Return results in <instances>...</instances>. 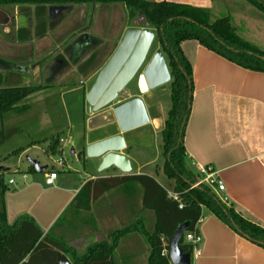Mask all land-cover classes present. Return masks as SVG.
<instances>
[{"label": "crops", "instance_id": "obj_1", "mask_svg": "<svg viewBox=\"0 0 264 264\" xmlns=\"http://www.w3.org/2000/svg\"><path fill=\"white\" fill-rule=\"evenodd\" d=\"M147 1L205 10L211 20L228 18L240 39L264 52V13L244 0ZM84 6L70 9L72 17L66 23L77 25L85 13ZM50 8L43 21L45 33L38 36L33 7H0L4 34L0 37V58L15 65L11 72L0 70V84L11 87L50 84L33 95L43 100L56 96L59 100L56 109L44 101L42 107L33 108L24 103L31 95L17 110L0 117V175L3 179L10 176L0 189V211L4 210L8 224L23 215L31 217L44 235L70 247L77 256L84 255L97 243L110 244L111 233L131 227L133 230L117 241L112 264H148L150 248L139 231L152 233L155 215L143 208L141 187L131 184L112 189L96 199L92 191L89 197L81 191L87 183L99 179L145 175L166 192H173L174 181L168 180L162 171L163 151H159L157 159L145 163L134 151L145 148L152 137H160L162 148L161 132L170 107L171 78L143 95L139 94L134 79L113 104L139 98L148 122L123 134L122 153L129 159L130 172L123 174L115 169L98 172L97 163L79 154L87 145L120 134L110 107L98 113L88 111L87 115L81 113V108L76 111L69 107L74 102L84 106L85 95L125 30L143 27L144 21L139 17L128 20L127 11L120 4L95 5V27L87 35L100 41L98 47L84 55V45H80L81 52L74 57L63 54L65 50L60 48L52 57L55 69L49 74L50 64H42V59L49 55L50 37L61 36L65 28L50 30L48 20L59 13L49 14ZM104 23L112 34L108 40L102 38ZM21 29L27 32L19 36L17 32ZM82 43L88 45L90 40ZM157 50L160 47L156 36L150 56ZM181 50L192 71L191 102L183 137L186 167L196 174L198 166L211 168L224 187L222 192L211 189L218 198L247 221L264 228V73L241 68L194 40L183 42ZM92 53L96 54L95 59L79 70ZM162 55L167 65V58ZM74 59L79 63L75 64ZM71 116H75L74 120ZM83 122L84 129L78 130ZM65 131L63 139L60 134ZM54 139L58 152L52 155L49 149ZM66 149L69 161L64 158ZM18 150V154L12 155ZM29 161L37 162L45 171L37 173ZM49 173H56L52 185L45 184ZM161 175L171 182L169 188L163 185ZM196 230L202 238L201 255L192 259L191 264H264V249L235 233L208 211H202ZM67 259L71 262L69 256Z\"/></svg>", "mask_w": 264, "mask_h": 264}, {"label": "trees", "instance_id": "obj_2", "mask_svg": "<svg viewBox=\"0 0 264 264\" xmlns=\"http://www.w3.org/2000/svg\"><path fill=\"white\" fill-rule=\"evenodd\" d=\"M244 1L257 11L264 13V0ZM112 4L124 6L128 20L135 17L144 18L148 27L156 30L160 50L167 58V68L171 77L170 107L161 132L164 157L162 171L168 180L174 181L173 192L178 194L179 201L169 199L166 190L153 178L145 175L99 179L93 183H87L81 192L89 197L92 191V197L96 199L112 189H123L131 184L141 187L142 206L155 215L154 231L152 233L139 231L145 236L150 248L148 264H170L167 254L164 253L168 250V241L182 224L188 223L186 230L194 231L203 210L211 213L252 244L264 249V228L241 217L232 206L222 202L206 185L194 187L199 180V175L186 167L183 137L191 102L192 71L183 55L181 44L185 41H197L209 51L241 68L264 73V52L240 39L228 18L211 20L209 13L205 10L147 0H0V7H33L34 16L38 22L35 27L38 36L45 33L46 27L43 21L46 10L50 7L68 9L72 6ZM25 32H27L25 29H21L17 34L21 36ZM91 43L90 41V45ZM95 55L92 53L78 67L79 70L89 65L95 59ZM78 63L75 60V64ZM14 67L13 63L0 58V70L11 72ZM49 86L50 84L11 87L0 84V117L17 110L23 101ZM56 145V139L51 141L49 152L52 155L58 152ZM19 152L20 150L12 155ZM82 155L83 152L80 151L79 156ZM3 188L4 179L0 175V189ZM132 230L133 228L129 227L115 231L109 235L110 244L107 241L97 243L88 248L84 255L77 256L70 247L44 235L31 217L23 215L13 224H8L2 209L0 211V264H54L59 255L69 256L72 264H112V253L117 241ZM178 245L183 252L192 253V246L184 243L183 238Z\"/></svg>", "mask_w": 264, "mask_h": 264}, {"label": "water", "instance_id": "obj_3", "mask_svg": "<svg viewBox=\"0 0 264 264\" xmlns=\"http://www.w3.org/2000/svg\"><path fill=\"white\" fill-rule=\"evenodd\" d=\"M57 13L51 7L49 14ZM143 19V27H129L101 68L90 90L85 95L89 113H98L110 107L120 134L87 145L82 151L85 157L98 164V172L115 169L123 174L130 172L129 159L125 150L123 134L141 127L148 122L143 103L137 97L117 105L115 102L124 94L128 85L136 79L137 90L143 95L149 90L160 87L170 81V73L161 50L150 56V50L156 30L149 28ZM33 170L42 173L45 168L37 162L29 161ZM188 228V223L180 225L168 241L167 257L170 264H191V255L183 252L179 241ZM54 264H72L66 256L59 255Z\"/></svg>", "mask_w": 264, "mask_h": 264}, {"label": "rangeland", "instance_id": "obj_4", "mask_svg": "<svg viewBox=\"0 0 264 264\" xmlns=\"http://www.w3.org/2000/svg\"><path fill=\"white\" fill-rule=\"evenodd\" d=\"M77 7H81V6H72V7H68V9L66 7H54V9H57V13L58 15L55 17H51L48 21H49V28L51 29H55L57 27H65L64 28V32L61 34V36L59 37H54L51 36L49 39V45L51 44L50 50H49V55L46 56L44 59H42V64H50V67L53 66V63L55 62V60L52 58L56 52L60 49L63 48L65 50V53L63 54H67L69 56H79L81 50H80V45H84L82 50H83V54L86 55L87 53L89 54L90 51H92L96 45L98 44L97 42H100L98 39L93 38L88 36L87 34L90 33L91 31H93V28L95 27L94 24V19H95V12L92 5H85V13L83 14V16H81L79 23L77 25H74L73 23H66V20H70L71 19V13H70V9L72 8H77ZM49 18V17H48ZM66 23V24H65ZM105 28L103 27L102 29V33H103V39L108 40L109 36H110V30H109V26L107 27V24L104 23ZM102 27V26H101ZM112 35V34H111ZM4 34L2 32V29L0 27V37H3ZM90 40L92 43L91 45H85L82 43L83 40ZM97 41V42H96ZM96 42V43H94ZM113 45L116 43V39L113 38ZM156 45V41L154 42L153 46ZM98 47V46H97ZM96 47V48H97ZM47 60H50L48 62H45ZM49 67V74H51L54 71V67L50 68ZM132 82L128 85V87L125 89L127 90L130 86H131ZM33 86V85H32ZM45 102V104L50 107V108H58L59 107V100L58 97H49L48 99L43 100L41 98V96H32V98L30 97L29 100H26L24 103L30 105L33 108H40L43 106L42 102ZM67 102H69L67 100ZM73 105H71L69 107V109H79L81 108V113L86 114L88 113V105L86 102H84V106H79L78 102H74L72 103ZM69 106V104L67 103V107ZM77 111V110H76ZM75 116H71V119L74 120ZM82 119V117H80ZM78 119V120H81ZM61 120V119H60ZM84 122L80 124V126H78V130H83L84 129ZM63 139L66 138V131L60 134ZM159 143L160 142V137H152V139L149 140V142L147 143V146L145 148H134V151L137 153V155L139 156V158L145 163L148 162L149 160H153L154 158L157 159L158 155H159V151L162 152V148H159ZM84 154V153H83ZM64 158L69 161L70 159V155H69V149H66L65 153H64ZM83 158V156H82ZM83 162V160H82ZM146 170H148L146 168ZM9 175H6V177L4 178L5 183H7V180L9 179ZM161 180L163 181V185L166 188L168 187V184L171 183L168 180L165 179V177L163 175H161ZM104 240V239H103Z\"/></svg>", "mask_w": 264, "mask_h": 264}, {"label": "built area", "instance_id": "obj_5", "mask_svg": "<svg viewBox=\"0 0 264 264\" xmlns=\"http://www.w3.org/2000/svg\"><path fill=\"white\" fill-rule=\"evenodd\" d=\"M197 174L199 175V180L194 187L201 185V184H204L216 192H222L224 190L222 182L215 176V174L213 173L211 168L198 166L197 167ZM55 178H56V173H49L46 176L45 184L46 185H52ZM11 183H12V181H10V184ZM167 197L173 201H176V202L179 201L177 193L167 192ZM223 202H226V201L224 200ZM182 238L184 239V243L190 244L192 246V253L190 254L191 260L200 257L201 250L199 248V245L202 242V238H201L200 234L197 232L196 228L194 229V231L184 232L182 235ZM166 254H167V252H166Z\"/></svg>", "mask_w": 264, "mask_h": 264}]
</instances>
